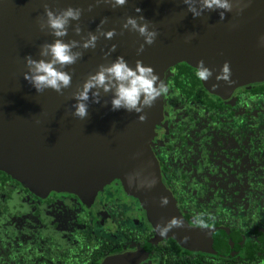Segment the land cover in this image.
Returning a JSON list of instances; mask_svg holds the SVG:
<instances>
[{"label":"water","instance_id":"1","mask_svg":"<svg viewBox=\"0 0 264 264\" xmlns=\"http://www.w3.org/2000/svg\"><path fill=\"white\" fill-rule=\"evenodd\" d=\"M57 11L68 6L80 7L79 21L71 22L64 40H80L72 24H79L81 36L96 32L102 18L103 31L115 30L111 39L100 36L96 47L78 49L82 56L65 70L72 75L71 85L56 93L46 89L37 93L23 79L25 56L39 59V46L51 42L50 30L39 27L46 19L43 5ZM89 4L93 7L88 11ZM140 8V13L134 11ZM143 15L150 29L157 31L155 41L137 48L143 38L135 31L122 30L128 16ZM191 39H186L192 34ZM264 35V0H252L239 15L234 8L220 20L218 11H205L193 18L182 0H128L122 7L112 8L101 0H0V172L24 186L31 194L47 198L50 193L76 196L91 206L105 187L119 181L125 194L137 200L148 223L164 225L171 218L182 221L176 202L165 188L161 170L153 151L155 129L163 121V98L145 108L146 119L124 109L110 110L111 93L100 95L99 103L89 97L88 114L81 120L72 115V93L100 64H108L117 56L133 65L137 60L151 66L164 81L166 73L179 64L195 69L203 60L212 70L208 81H201L211 94L228 99L242 87L264 83V48L257 46ZM112 45L115 50L109 52ZM108 53V55H105ZM227 61L231 83L216 77ZM154 179L151 187L138 186L135 177ZM168 204L160 206V198ZM173 228L174 237L183 249L191 250L181 228ZM206 234L205 229H200ZM155 237L134 253L106 257L101 264H140L149 256L152 246L161 241ZM208 252L213 253L211 241Z\"/></svg>","mask_w":264,"mask_h":264},{"label":"flooded vegetation","instance_id":"2","mask_svg":"<svg viewBox=\"0 0 264 264\" xmlns=\"http://www.w3.org/2000/svg\"><path fill=\"white\" fill-rule=\"evenodd\" d=\"M177 66L171 68L164 79L169 91L162 96L164 115L155 129L153 151L162 183L186 222L178 236L181 238L184 234L191 250L183 249L171 230L166 238L152 246L149 256L140 264H160V254L156 251L169 241L168 235L183 251L223 259L247 251L248 234L255 229L257 239L264 241V96L257 91L264 83L238 88L230 98L223 99L211 94L200 81L211 97L227 105L218 108L212 104V110L206 112L202 105L206 100L198 105L197 101H191L184 86L175 85L173 78L177 74L173 70ZM238 95H241L240 101ZM31 196L35 198L31 201L34 212H46L47 220L55 218L51 224L58 223L60 230L51 228L48 233L54 230L62 240L67 217L55 212H90L101 231L112 235L119 243L115 245L118 252L104 259L134 253L155 237L161 238L148 223L139 202L125 194L119 181L105 187L91 206L70 194L50 193L44 199ZM67 206L71 210L67 211ZM199 212L211 224H197ZM130 229L139 235L148 233L150 237L143 244H132L123 233ZM200 229H205L206 234ZM209 240L213 253L208 252ZM262 252L254 257L258 260L264 255Z\"/></svg>","mask_w":264,"mask_h":264},{"label":"clouds","instance_id":"3","mask_svg":"<svg viewBox=\"0 0 264 264\" xmlns=\"http://www.w3.org/2000/svg\"><path fill=\"white\" fill-rule=\"evenodd\" d=\"M101 0H96L99 4ZM104 4L112 8L124 6L128 0H102ZM252 0H182L188 13L193 18L200 17L205 11H218L220 20L224 19L225 12H232L235 8L237 15L248 8ZM93 5L89 4L88 11H91ZM44 16L46 19L39 20L41 30L47 28L53 36V40L45 42L39 46V59L32 56H25V66L27 71L23 74V79L27 81L37 93L46 89H51L56 93H61L67 89L72 82V75L65 69L73 65L82 56L78 49H90L96 47V42L100 36L105 39H111L116 33L114 29L103 31L101 25L106 22V17L100 20L96 32H88L87 36H81L79 24H72L73 32L80 36V40H64L68 34V28L71 22L79 21L82 9L80 7L68 6L66 8L53 11L47 4L43 5ZM136 13H140V8H135ZM122 30L135 31L143 38V43L137 48V54L143 52L145 45H151L155 41L157 31L149 28V23L143 15L136 17L128 16L121 26ZM192 36L186 39H191ZM257 46L264 48V35L259 36ZM112 45L109 52L115 50ZM108 55V53H105ZM195 77L200 81H208L212 76V70L205 66L203 60H198L195 65ZM218 80L222 79L231 83V68L227 61L223 63ZM168 85L159 77L154 69L149 65H144L142 61L137 60L130 65L123 56H117L108 64H100L97 70L91 73L84 80L79 89L72 93V99L75 103L72 105V115L83 120L88 114L89 97L91 94L92 103L100 102L101 92L111 93L110 110L117 111L124 109L127 112L139 114L138 121L143 122L146 116L143 115L145 108H151L154 102L167 95ZM138 186L151 188L155 184L154 179H141L139 173L135 177ZM168 204L166 197L160 198V206ZM183 226L180 218L173 217L164 225H156L157 234L161 238H166L167 234L173 228Z\"/></svg>","mask_w":264,"mask_h":264},{"label":"trees","instance_id":"4","mask_svg":"<svg viewBox=\"0 0 264 264\" xmlns=\"http://www.w3.org/2000/svg\"><path fill=\"white\" fill-rule=\"evenodd\" d=\"M173 72L177 74L173 78L175 85L178 88L184 86L191 101H197L199 105L206 100L202 104L206 112H210L213 105L227 107L202 87L194 69L181 64ZM257 91L264 96V84ZM238 98L240 101L241 95ZM32 199L35 198L22 185L0 172V264H101L105 256L118 252L115 245L119 243L112 235L101 231L90 212H55L67 217L65 238L60 239L54 230L48 233L51 228L60 230L58 223L51 224L55 218L47 220L46 212H34ZM66 210L71 209L67 206ZM196 216L197 224H211L200 212ZM123 233L132 244H143L150 237L148 233L139 235L133 229ZM257 235V229L248 234L247 251L237 257L223 259L186 252L170 240V235L169 241L159 246L156 254H160V264H264V255L258 260L254 257L264 250V241L260 242ZM196 242L200 249L198 237Z\"/></svg>","mask_w":264,"mask_h":264},{"label":"rangeland","instance_id":"5","mask_svg":"<svg viewBox=\"0 0 264 264\" xmlns=\"http://www.w3.org/2000/svg\"><path fill=\"white\" fill-rule=\"evenodd\" d=\"M141 216V214H137V217H140Z\"/></svg>","mask_w":264,"mask_h":264}]
</instances>
